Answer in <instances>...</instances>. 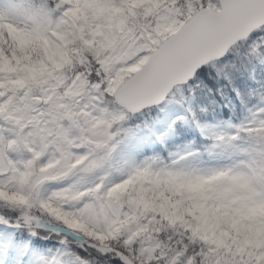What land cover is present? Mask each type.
<instances>
[{
  "label": "snow or ice",
  "instance_id": "obj_1",
  "mask_svg": "<svg viewBox=\"0 0 264 264\" xmlns=\"http://www.w3.org/2000/svg\"><path fill=\"white\" fill-rule=\"evenodd\" d=\"M0 264H264V0H0Z\"/></svg>",
  "mask_w": 264,
  "mask_h": 264
},
{
  "label": "rangeland",
  "instance_id": "obj_2",
  "mask_svg": "<svg viewBox=\"0 0 264 264\" xmlns=\"http://www.w3.org/2000/svg\"><path fill=\"white\" fill-rule=\"evenodd\" d=\"M252 111H255V109H252ZM246 113H247V115L244 118H242L241 120H238V121L232 120L230 122L231 126H229L228 122L219 123L218 126L214 129V131L216 132L217 135H225V137H227V136H229L231 134H234L237 131L238 127L242 123L246 124L249 120L252 119L251 112H246ZM203 158L205 160L208 159V155H207L206 152L204 153Z\"/></svg>",
  "mask_w": 264,
  "mask_h": 264
},
{
  "label": "trees",
  "instance_id": "obj_3",
  "mask_svg": "<svg viewBox=\"0 0 264 264\" xmlns=\"http://www.w3.org/2000/svg\"><path fill=\"white\" fill-rule=\"evenodd\" d=\"M249 107H251V105H249ZM246 115H247V113L245 112V113L242 114L241 118H239V119H233V120H234V121L241 120V119L244 118ZM226 120H227V117H224L219 123H223V122H225Z\"/></svg>",
  "mask_w": 264,
  "mask_h": 264
}]
</instances>
